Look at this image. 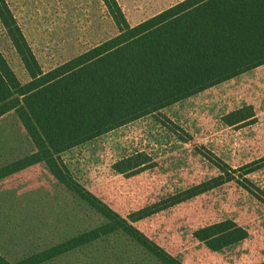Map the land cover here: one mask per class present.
Masks as SVG:
<instances>
[{
	"label": "rangeland",
	"instance_id": "obj_1",
	"mask_svg": "<svg viewBox=\"0 0 264 264\" xmlns=\"http://www.w3.org/2000/svg\"><path fill=\"white\" fill-rule=\"evenodd\" d=\"M180 1L116 0L131 27ZM5 2L43 72L118 34L102 0ZM0 53L20 84L30 81L1 22ZM246 107L252 118L226 124L225 116ZM34 151L15 112L0 116V167ZM137 154L148 156L150 165L124 174L114 171L115 163ZM60 158L77 183L122 218L218 177V167L237 169L262 159L264 66L67 150ZM240 174L134 226L182 264H264V195L257 191L264 194V166L245 176L252 185ZM225 220L244 228L248 237L216 252L193 237L196 230ZM104 223L44 163L0 181V253L10 262ZM46 264L163 263L118 230Z\"/></svg>",
	"mask_w": 264,
	"mask_h": 264
},
{
	"label": "trees",
	"instance_id": "obj_2",
	"mask_svg": "<svg viewBox=\"0 0 264 264\" xmlns=\"http://www.w3.org/2000/svg\"><path fill=\"white\" fill-rule=\"evenodd\" d=\"M102 2L118 34L43 72L5 0H0V22L30 77L20 84L0 53V116L14 111L35 149L1 167L0 179L44 163L55 180L105 220L95 229L14 264H41L118 230L161 263L182 264L134 224L234 181V173H241L242 181L252 185L245 176L264 166L262 158L237 169L218 167V177L126 218L71 177L60 158L63 152L264 66V0H182L133 27L116 0ZM252 117L251 108L246 107L224 119L231 126ZM150 162L148 156L137 154L115 163L113 169L124 174ZM193 237L216 252L245 240L248 234L225 220L196 230ZM0 264L11 263L0 255Z\"/></svg>",
	"mask_w": 264,
	"mask_h": 264
},
{
	"label": "crops",
	"instance_id": "obj_3",
	"mask_svg": "<svg viewBox=\"0 0 264 264\" xmlns=\"http://www.w3.org/2000/svg\"><path fill=\"white\" fill-rule=\"evenodd\" d=\"M30 139V138H29ZM23 158V157H22ZM14 162V161H13ZM10 163H12V162H10ZM10 163H7V164H10ZM7 164H5V165H7ZM5 165H3V166H5ZM37 165V164H36ZM3 166H1V167H3ZM35 166V165H34ZM0 167V168H1ZM32 167V166H31ZM30 168V167H29ZM27 169V168H26ZM25 170V169H24ZM23 171V170H22ZM21 172V171H20ZM18 173V172H17ZM16 174V173H15ZM14 175V174H13ZM10 176H12V175H10ZM10 176H8V177H10ZM8 177H5V178H3V179H6V178H8ZM54 178V177H53ZM3 179H0V181L1 180H3ZM69 240V239H68ZM62 243V242H61ZM60 244V243H59ZM56 245H58V244H56ZM56 245H54V246H56ZM51 247H53V246H51ZM51 247H48V248H46V249H49V248H51ZM46 249H44V250H46ZM44 250H42V251H44ZM42 251H39V252H36V253H33V254H30V255H28V256H26V257H24V258H22L21 260H23V259H25V258H28V257H30V256H33V255H35V254H38V253H40V252H42ZM69 252V251H68ZM67 253V252H66ZM65 254V253H64ZM0 255L3 257V258H5L9 263H11V264H14V263H17V262H19V261H21V260H18V261H16V262H10L5 256H3L1 253H0ZM63 255V254H62ZM61 255H59V256H56V257H54V258H52V259H50V260H47L46 262H43V263H41V264H46V263H48L49 261H52V260H54V259H56V258H58V257H60Z\"/></svg>",
	"mask_w": 264,
	"mask_h": 264
}]
</instances>
